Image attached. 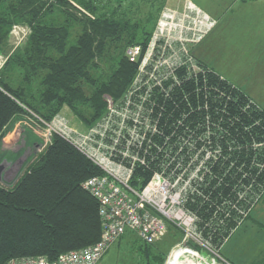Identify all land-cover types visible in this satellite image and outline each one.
I'll return each mask as SVG.
<instances>
[{
    "label": "trees",
    "instance_id": "1",
    "mask_svg": "<svg viewBox=\"0 0 264 264\" xmlns=\"http://www.w3.org/2000/svg\"><path fill=\"white\" fill-rule=\"evenodd\" d=\"M135 1L0 0V52L15 25L30 31L4 69H21L27 84L40 75L42 86L38 96L27 97L23 87L15 88L8 76H0V142L7 128L31 112L51 121L66 106L90 127L109 103L122 104L135 91L143 53L133 62L127 51L133 46L145 50L163 10L162 5L154 13L152 1L146 18H135ZM56 13L63 22L51 20ZM76 24L80 31L70 42ZM189 51L199 69L190 62L172 68L143 106L153 107L159 120L154 142L162 146L170 138L171 175L192 178L187 206L199 229L203 226L209 235L229 214L234 218L225 224L234 228L240 207H250L253 197L264 193V109L199 61L192 47ZM107 53L114 63L105 71L99 60ZM132 99L139 101L137 95ZM85 108L93 111L90 117ZM151 150L147 164L137 166L136 183L159 168L161 152ZM4 158L12 157L0 161ZM101 174L73 144L55 135L14 185L0 183V264L29 256L55 260L97 243L103 229L98 203L82 185ZM140 249L151 264L162 263L163 253L151 257L153 246Z\"/></svg>",
    "mask_w": 264,
    "mask_h": 264
},
{
    "label": "built area",
    "instance_id": "2",
    "mask_svg": "<svg viewBox=\"0 0 264 264\" xmlns=\"http://www.w3.org/2000/svg\"><path fill=\"white\" fill-rule=\"evenodd\" d=\"M215 24L216 21L197 8L192 0H186L182 12L171 8L161 15L151 38L150 51L156 45L167 48L177 43L181 54L174 58L177 64L171 69L190 62L197 71L198 64L186 44L200 42ZM29 32V29L19 25L12 29L13 36L20 42ZM141 52V46L130 47L127 51L133 62L138 60ZM171 69L169 75L156 80L161 81L155 87L163 86L170 77ZM133 92L127 93L117 115L110 113L96 128L85 132L74 130L61 114L47 121L31 112L29 118L24 119L26 126L44 137L46 143L58 135L73 144L102 171L101 175L87 179L82 187L97 201L103 229L97 243L62 253L55 260L29 256L11 259L6 264H97L127 232H134L144 244L153 245L167 233L171 224L184 234L182 244L185 248H182L191 255L194 252L198 255L197 248L190 242H201L198 219L187 206L192 178L186 179L183 174L171 175L170 138L166 137L162 146L154 142V136L160 130L159 120L153 117V107L143 106L152 93L137 95L139 101L134 103ZM141 107L152 114L143 115ZM152 147L161 152L159 168L146 181L141 177L136 183L134 174L137 166L147 164V159L153 155Z\"/></svg>",
    "mask_w": 264,
    "mask_h": 264
},
{
    "label": "rangeland",
    "instance_id": "3",
    "mask_svg": "<svg viewBox=\"0 0 264 264\" xmlns=\"http://www.w3.org/2000/svg\"><path fill=\"white\" fill-rule=\"evenodd\" d=\"M152 1L155 3L153 10L156 14L157 8L163 5L161 15L164 11L171 8L182 12L186 4V0H136V4L133 7L136 12L135 18L145 19L146 14H148L151 9L150 4ZM192 1L197 5V8L202 11L204 10L199 6V0ZM206 2L207 7L204 6V8H206L209 12L214 13L216 9L219 12L225 11L226 20L230 21L229 27L224 29L222 25L223 23L221 22L220 24V21L215 19L217 16L216 14L213 18L203 11L216 21V24L205 33L201 40V43L208 41H212L214 43V45L209 49V60L211 57L212 59H217L219 61H221L222 58L230 59L234 53L233 55L237 56L235 58H239V61L237 60L238 64L242 67L245 66V68L215 67V69L218 71L224 70L225 73L228 72L230 75L233 73L234 75H231L233 76V80L236 82L243 80V84L245 86L247 85L248 78H255L260 75H264V63H258V66L249 68L245 61L246 59H250L255 56L259 57L264 55V18L260 16H253V18L247 21L246 29L242 28L239 24L243 21L237 20V14L240 13H251V11H253V13L258 12L264 15V7L261 8L258 4H248V6L247 4L238 3V0H206ZM138 6L140 7V10L137 9ZM229 17L234 18L235 21L231 20ZM51 20L55 23L63 22L62 16L58 13L54 14ZM147 27L148 29L152 27V23H150ZM79 31L80 26L78 24L74 25L70 42L74 41ZM217 33L223 35V41L226 42L225 45H218V47L215 46V42L218 39ZM151 38L149 39L145 50H142L141 52L143 55L140 59V64H138L137 75L134 81L135 85L133 84V87H136L133 93H135V95H139V97L140 95L154 93L153 88L157 85L156 83H159V81L162 80V77L169 75L168 72L170 71L171 66L177 64L174 58H177L181 54L180 46L177 43L173 44L172 47L167 48H163V45H156L153 51H150L149 45L151 43ZM196 44L197 43H192L189 46L186 44V48L189 50ZM239 44L249 46L246 48H239ZM20 45H22V42L18 41L16 37H8L7 45L4 46V48H2L3 51L0 52V76H8L11 84L15 88L21 89L23 87L25 89V96H38L42 90L40 75H36L32 82L27 84L22 82L23 72L21 69H4L7 65L8 56L12 55ZM250 49L252 50L250 51ZM99 61L105 71H107V68L111 67L114 63L109 53L105 54L104 58ZM242 61L243 64L240 63ZM210 63H212V60ZM213 64L215 63L213 62ZM158 79L161 80L156 81ZM132 101L134 103L137 102L135 100ZM112 103L114 102L112 101ZM110 104L111 103L107 105L101 118H99V120H97L90 127H87L85 120H82V118L74 114L67 106L61 111V115L67 119L72 127L75 128L74 130H77L78 132H85L91 128H96V126L110 113L113 116L117 115L123 105V103H114V105ZM145 111L146 110L141 107V113L143 115L152 114L151 111ZM92 113L93 111L85 108L86 116L90 117ZM27 118H29V116ZM22 143L24 145L20 149ZM51 143L52 141L46 143L44 137L26 126L24 119L22 121L17 120L11 128H7V131L0 142V157L8 155L12 158H18L24 154L26 148H29L31 153L28 157L29 160L27 159L28 163L26 161V168L31 161L37 160L38 156L43 153ZM24 172L25 169L23 170V173ZM0 183L7 186V184L2 181H0ZM183 184H185V182H183ZM252 196L254 195L252 194ZM241 197L242 196H240V198ZM253 199L255 201H253L250 207L245 204L240 207L238 210V216L235 218L236 225L232 229L229 228V224L225 223H231L235 214H229L227 216L229 217V220L225 223L220 222L219 227L216 228V226H212V232L209 235L205 233L203 226L202 230L199 229L198 226L202 237V239L200 238L201 242L190 241L191 245L195 246L198 250L199 258L197 259L204 264H264V193L261 195V198L253 197ZM229 208L230 210L232 209L231 206ZM183 235L182 230H179L176 226L171 224V226L168 227L167 233L156 243L151 245L153 246L151 257L153 258L156 255L163 253L162 256L164 258L161 261V264H167L174 251L184 247L185 244H182ZM118 243L113 245V247L105 254L98 264H146L147 259L148 263L151 264L150 261H152V259H146L145 253H143L139 247V245H144L143 242L140 241L134 232H127L121 237ZM194 254H197V252H194ZM152 263L157 264L155 261Z\"/></svg>",
    "mask_w": 264,
    "mask_h": 264
},
{
    "label": "crops",
    "instance_id": "4",
    "mask_svg": "<svg viewBox=\"0 0 264 264\" xmlns=\"http://www.w3.org/2000/svg\"><path fill=\"white\" fill-rule=\"evenodd\" d=\"M198 3H199V6L201 7V9H204L203 11H205L211 17L214 18L217 15L218 17L216 16L215 19H217V21L219 20L220 24H221V22L223 23L222 25H223L224 29L229 27L230 21L226 20L227 18H226L225 11L224 12H219L216 9V11L214 13L213 12H209L206 8H204V6L207 7L206 0H199ZM238 3L247 4V5L248 4L249 5H251V4H256L257 5L258 4L261 8L264 7V0H247V1L238 0ZM253 16H257V17L260 16V17L264 18V15H262L261 13H258V12L257 13H253V11H251V13H240V14H237V20L238 21H243L244 23L242 22V23H239V24L241 25L242 28L246 29L247 21L250 20L251 18H253ZM229 18L231 20L235 21L234 18H232V17H229ZM217 36H218V39L215 42V46L218 47V45H220V46L225 45L226 42L223 41V35L217 33ZM201 42L202 41L198 42L196 45H194L192 47V53L195 55V57L199 61L204 63L207 67L213 69L215 72L219 73L222 77L226 78L227 80L231 81L232 83H234L235 85L240 87L242 90H244L247 93V95L256 104H258L259 106H261L264 109V75H260V76L255 77V78H251V77L248 78L246 86L243 84V80H239L240 82L234 81L233 80V76H231V75H234L233 73L230 75L228 72L225 73L224 70H219V71L216 70L215 67H219V68H221V67H223V68H226V67L245 68V66L242 67L241 65L238 64L237 60L239 61V58H235L237 56L233 55L234 54L233 53L232 56L230 57V59H228V58L223 59L222 58V60L219 61L217 59H212V57H211V59L209 60V49H210V47H212L214 45V43L212 41L211 42L208 41V42H204V43H201ZM238 46H239V48L240 47L246 48L249 45L244 46V44H239ZM256 49H258V48H256ZM251 50L252 49H250V51ZM259 57L255 56L253 58L246 59L245 61L248 64V67L249 68H253V67L258 66V63H260V64L264 63V55L263 56H259ZM256 58H259V59H256ZM262 58H263V61H262ZM211 60H212V63H210ZM213 62L215 64H213ZM221 62L224 63V64H222ZM240 63L243 64V61L240 62ZM6 156H8V155H6ZM118 242L119 241H117L116 243H118ZM139 247H140V245H139Z\"/></svg>",
    "mask_w": 264,
    "mask_h": 264
},
{
    "label": "water",
    "instance_id": "5",
    "mask_svg": "<svg viewBox=\"0 0 264 264\" xmlns=\"http://www.w3.org/2000/svg\"><path fill=\"white\" fill-rule=\"evenodd\" d=\"M37 152V151H35ZM31 153L27 149L23 155L18 158H4L0 161V181L12 186L22 176L26 161Z\"/></svg>",
    "mask_w": 264,
    "mask_h": 264
},
{
    "label": "bare ground",
    "instance_id": "6",
    "mask_svg": "<svg viewBox=\"0 0 264 264\" xmlns=\"http://www.w3.org/2000/svg\"><path fill=\"white\" fill-rule=\"evenodd\" d=\"M197 258H199L197 254L191 255L188 250L181 248L174 251L167 264H204Z\"/></svg>",
    "mask_w": 264,
    "mask_h": 264
},
{
    "label": "flooded vegetation",
    "instance_id": "7",
    "mask_svg": "<svg viewBox=\"0 0 264 264\" xmlns=\"http://www.w3.org/2000/svg\"><path fill=\"white\" fill-rule=\"evenodd\" d=\"M23 145H24V144L22 143L20 149L23 147ZM27 149H29V148H26V150H27ZM18 150H19V148H18Z\"/></svg>",
    "mask_w": 264,
    "mask_h": 264
}]
</instances>
